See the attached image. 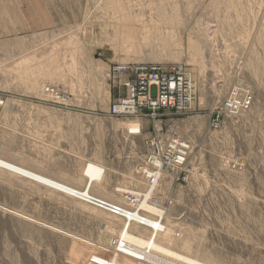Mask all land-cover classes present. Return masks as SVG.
I'll return each instance as SVG.
<instances>
[{"label": "rangeland", "instance_id": "rangeland-1", "mask_svg": "<svg viewBox=\"0 0 264 264\" xmlns=\"http://www.w3.org/2000/svg\"><path fill=\"white\" fill-rule=\"evenodd\" d=\"M41 9L35 48L0 55V157L76 188L96 163L103 175L90 192L122 203L147 187L148 138L177 135L189 151L148 199L164 209L166 238L0 169V264H187L127 242L125 230L204 264H264V0H41ZM129 63L183 66L188 108L111 116L124 93L112 71ZM232 94L250 96L244 110L226 113Z\"/></svg>", "mask_w": 264, "mask_h": 264}, {"label": "bare ground", "instance_id": "bare-ground-1", "mask_svg": "<svg viewBox=\"0 0 264 264\" xmlns=\"http://www.w3.org/2000/svg\"><path fill=\"white\" fill-rule=\"evenodd\" d=\"M134 64L135 63L118 64L117 66L128 67ZM142 64L147 65L149 63H142ZM164 70H165V73L169 75V82L171 83L173 87V90H172L173 92H171V94H173L175 97L179 99L176 101L179 102V106H182L178 108L180 109V111H178L177 113L183 112L186 109V107L183 106V104H188L189 102V96L187 93V90H188L187 86L189 85L187 83L188 78L186 76V72L183 69V66L181 65H174L170 67L169 70H166V69ZM119 75L120 77L118 81L120 82L119 84L122 86L126 78L124 74H119ZM44 92L53 99H57V100L65 99L64 95H60L59 92L55 90L52 86H46L44 88ZM241 96L242 95L240 96L234 95L233 97H231L232 99H230L232 100L233 104L237 105L241 102V98H242V101L244 98V106L240 107V109L237 111L244 110V108L247 107L246 105L249 104L250 102L249 95L245 97L244 95L242 97ZM122 98L123 99L125 98V92ZM159 98H160L159 93H157L156 95L151 94L150 96H146L142 98L141 101L136 103L134 106H132L133 104L132 101L128 104V106H124V104L122 105L120 104L119 106H114L117 104L116 102L119 100L118 99L115 102H113V104L110 106L109 114L115 117L137 116V115L141 116L142 113L139 111L141 110V107L144 105H152L156 107L160 105L161 103ZM171 100L174 101V98L172 97ZM225 109H226V113L233 112V111L228 110L226 106H225ZM155 111L157 115L156 117H158L163 112H171L169 109L162 108V107L156 108ZM154 115L155 114L153 113V116ZM156 117L151 116L150 118H156ZM152 140H157V139H155L154 137L148 138L147 152H146V155L144 156L145 162H144V165L140 168V172H139V174L145 178V182L147 186L144 191V194L142 196L130 195L128 196V199H126V201L124 200L122 203L110 202L108 200H103V198H99L97 196L92 195V193L90 192V188L93 182L99 181L103 175L102 174L103 169L98 164L93 163V162L87 163L83 169L82 174L83 176L86 177V182L82 188H76L74 186H71L69 184H66L60 181L59 179L58 180L54 179L50 176H47L38 171H35L34 169H30V167L19 165L13 161L4 159L2 157H0V169L16 177L29 180L35 184L43 186L51 191L61 193L65 196H69L74 199H77L85 204H89L95 208H98L99 210L106 212L107 214L113 217L120 218L124 220L125 222L135 223L136 225L138 224L140 226L146 227L149 230H151L152 233L161 234V236H164L166 238V237H169V232L171 231L169 230V228L165 227L164 222H163V218L165 215L164 209L160 205H156V204L153 205L149 203L148 199L152 195L151 192H153L155 188L157 187L159 178L162 175L164 168L166 166H170L172 168H176L179 166L175 165V158L171 156H167L165 158V161L169 162L170 165L163 164L160 160H158L155 164H149L147 162V158L149 155V145L154 143ZM184 143L188 145L185 141ZM137 207H139V209ZM142 209H145V212H142L141 211ZM121 237L127 240V242H130L131 244L139 245L141 247L145 246L146 248L158 251L169 257L182 260L186 262L187 264H204L200 261H197L196 259L195 260L191 259L169 248L161 246L160 243H158L159 241L157 242L152 237L144 238L140 235L136 236V235H133L127 232L126 230L121 232Z\"/></svg>", "mask_w": 264, "mask_h": 264}, {"label": "built area", "instance_id": "built-area-1", "mask_svg": "<svg viewBox=\"0 0 264 264\" xmlns=\"http://www.w3.org/2000/svg\"><path fill=\"white\" fill-rule=\"evenodd\" d=\"M119 74H124L126 78L122 84L124 87L125 98L123 99L121 96L116 102L117 104L114 106H119L120 104L128 106L131 101L133 103L132 106H134L136 103L140 102L142 98L150 96L151 94L156 95L159 93V100L161 101L160 105L156 107L152 105L142 106L139 111L143 116L156 117L155 109L159 107L167 108L172 113L180 111L178 108L182 106H179V102L176 101L179 99L171 94V92H173V87L169 82V75L165 73L163 67H159L155 64L144 65L142 63H135L128 67H115L112 71L113 79L119 80ZM234 95L235 94H232L230 96L233 97ZM172 97L174 98V101L171 100ZM230 99L232 98L229 97L227 98V101L224 102V106H226L228 110L235 112L239 110L240 107L244 106V98L243 101L241 98V102L237 105L233 104ZM183 106L188 108V104H183ZM153 113L155 114L154 116ZM152 141L154 143L149 145V155L147 158L149 164H155L158 160L163 164H169V162L165 161V158L171 156L175 158V165L180 166L179 168L183 167L186 162L189 145H186L182 138L177 135H171L164 139Z\"/></svg>", "mask_w": 264, "mask_h": 264}, {"label": "crops", "instance_id": "crops-1", "mask_svg": "<svg viewBox=\"0 0 264 264\" xmlns=\"http://www.w3.org/2000/svg\"><path fill=\"white\" fill-rule=\"evenodd\" d=\"M41 16V0H0V55L9 57V49L16 48L12 55L21 58L24 50L35 48ZM71 98L70 95L67 103L56 105L67 107Z\"/></svg>", "mask_w": 264, "mask_h": 264}]
</instances>
